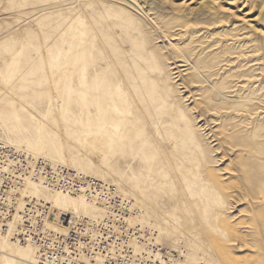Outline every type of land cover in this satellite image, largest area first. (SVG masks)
Returning <instances> with one entry per match:
<instances>
[{"label": "rangeland", "instance_id": "rangeland-1", "mask_svg": "<svg viewBox=\"0 0 264 264\" xmlns=\"http://www.w3.org/2000/svg\"><path fill=\"white\" fill-rule=\"evenodd\" d=\"M0 113L158 247L264 264V0H0Z\"/></svg>", "mask_w": 264, "mask_h": 264}, {"label": "built area", "instance_id": "built-area-1", "mask_svg": "<svg viewBox=\"0 0 264 264\" xmlns=\"http://www.w3.org/2000/svg\"><path fill=\"white\" fill-rule=\"evenodd\" d=\"M27 179L39 182L49 191H63L70 195L77 194L76 191L80 188L84 191L81 195L87 201H94L92 203L104 208L108 216L98 222L71 216L58 219L60 225L67 227V232L61 235L47 230L44 226L43 217H53L46 213L45 207L27 204L18 213L19 225L15 236L20 243L31 241L37 245L39 264H96L93 257L98 254L104 258L101 264H134V256L129 246L134 241L135 233L127 223L128 206L113 187L108 188L106 184L94 180H90V185H82L75 172L62 166L51 167L49 162L33 159L2 140L0 233L5 230L6 222L15 214L18 201L16 192ZM138 258L142 260L143 257Z\"/></svg>", "mask_w": 264, "mask_h": 264}, {"label": "bare ground", "instance_id": "bare-ground-1", "mask_svg": "<svg viewBox=\"0 0 264 264\" xmlns=\"http://www.w3.org/2000/svg\"><path fill=\"white\" fill-rule=\"evenodd\" d=\"M31 109L34 114L40 115V112L36 108L31 107ZM45 115L41 116L45 119ZM29 116L32 118L34 117L32 114ZM0 127L3 130L0 131V140L4 141L6 144L10 145L16 150H22L33 159H43L49 162L51 167L62 166L70 171L75 172L76 176L79 178L80 184L82 185H90V180H94L106 184V187L108 188L110 187L112 189L113 187V189L116 190L123 201H125V198L121 196L116 186L87 176L79 166L76 167L73 165H68V160L64 151L59 150L56 153L57 159L44 156L41 150V146L43 144L44 127L42 135L41 129H39V132L35 137V147H33L23 136L19 134L20 130L18 129L19 127L17 124L14 123V121L9 117L4 116L2 113H0ZM6 132L8 134H16L17 137L15 135V137L7 135ZM76 192L77 194L70 195L63 191H49L45 189L39 182L33 179H27L22 188L16 192L18 195V201L17 207L15 208V214L6 222L5 230L0 233V264L40 263L39 249L37 245L31 241L20 243L15 236V232L17 231L19 225L18 213L22 211L29 203L33 204L34 206L38 205L43 208L45 207L47 210L46 213L51 214L50 216H53V218L48 219L46 216L43 217L44 226L47 230L58 232L61 235L67 232V227L60 225L58 219L71 216L73 218H87L91 221L98 222L99 220H105L108 217L104 208L99 206L97 203H92L94 201H87L84 196L81 195L84 191H81L79 188ZM128 202H126L129 215L127 218V223L129 228L135 233L133 237L134 241L132 242L131 246H129V248H131V253H133L134 256V264H147V262H150V264H203L200 262V260L190 258L188 255L177 253L172 254L170 251H168V246L166 249H162L155 243L151 242V231L148 227L145 225H136L128 222L129 217L133 213ZM154 240L156 241L157 239L155 238ZM145 242V247L138 248V245ZM161 249L164 253H161ZM139 256L143 257L142 260H139ZM93 260L94 263L101 264L103 263L104 258L98 254L93 257ZM85 261L90 263L88 259H85Z\"/></svg>", "mask_w": 264, "mask_h": 264}]
</instances>
